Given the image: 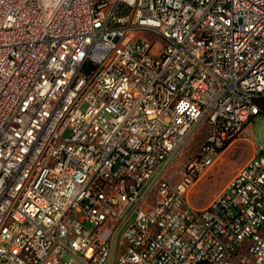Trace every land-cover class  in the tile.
<instances>
[{"label": "built area", "instance_id": "obj_1", "mask_svg": "<svg viewBox=\"0 0 264 264\" xmlns=\"http://www.w3.org/2000/svg\"><path fill=\"white\" fill-rule=\"evenodd\" d=\"M262 95L264 0H0V264H264L261 149L186 198Z\"/></svg>", "mask_w": 264, "mask_h": 264}, {"label": "rangeland", "instance_id": "obj_2", "mask_svg": "<svg viewBox=\"0 0 264 264\" xmlns=\"http://www.w3.org/2000/svg\"><path fill=\"white\" fill-rule=\"evenodd\" d=\"M150 41H154L153 47L162 46L155 31L140 30ZM207 124L200 126L198 131L193 135L189 142L185 145L180 154L169 165L166 175L169 176V181L176 184L182 178V173L179 172L190 154H194L200 144L205 140L207 135ZM243 135L249 140L235 139L228 148L219 154L218 159L213 165L203 170L194 181L191 182L186 191L188 202L194 207H202L220 190L224 188L230 176L235 170L240 167L253 154L252 141L257 146V150L261 149L264 153V111H260L246 124ZM69 134V129L64 132V136Z\"/></svg>", "mask_w": 264, "mask_h": 264}, {"label": "trees", "instance_id": "obj_3", "mask_svg": "<svg viewBox=\"0 0 264 264\" xmlns=\"http://www.w3.org/2000/svg\"><path fill=\"white\" fill-rule=\"evenodd\" d=\"M256 102L260 106L261 111H264V95L257 98Z\"/></svg>", "mask_w": 264, "mask_h": 264}, {"label": "crops", "instance_id": "obj_4", "mask_svg": "<svg viewBox=\"0 0 264 264\" xmlns=\"http://www.w3.org/2000/svg\"><path fill=\"white\" fill-rule=\"evenodd\" d=\"M244 132H245V129L243 130L242 135H241L240 138H241V139L249 140L247 137H245V136L243 135ZM249 141H250V140H249ZM231 144H232V143L228 144V145L225 147V149L228 148V146L231 145ZM251 145H252L253 149H255V148L257 147L256 144L254 143V141H252V144H251ZM225 149H224V150H225ZM224 150H222V152H223Z\"/></svg>", "mask_w": 264, "mask_h": 264}]
</instances>
